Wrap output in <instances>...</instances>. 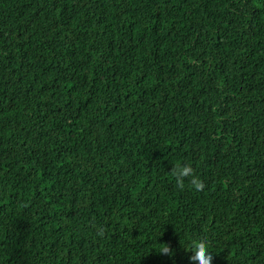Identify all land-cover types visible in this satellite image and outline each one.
I'll list each match as a JSON object with an SVG mask.
<instances>
[{
    "label": "trees",
    "instance_id": "trees-1",
    "mask_svg": "<svg viewBox=\"0 0 264 264\" xmlns=\"http://www.w3.org/2000/svg\"><path fill=\"white\" fill-rule=\"evenodd\" d=\"M193 240L264 264V0H0V264Z\"/></svg>",
    "mask_w": 264,
    "mask_h": 264
},
{
    "label": "clouds",
    "instance_id": "clouds-1",
    "mask_svg": "<svg viewBox=\"0 0 264 264\" xmlns=\"http://www.w3.org/2000/svg\"><path fill=\"white\" fill-rule=\"evenodd\" d=\"M169 172L175 180L176 187L181 191L185 188L186 179L189 181L190 186L196 191H201L205 188L203 180L196 175L191 164L176 163ZM162 245L163 246L158 250L160 254L169 257L174 255V249H172L170 245ZM188 250L192 253L189 256L190 264H212L213 256L212 253L209 252L205 240H193Z\"/></svg>",
    "mask_w": 264,
    "mask_h": 264
}]
</instances>
